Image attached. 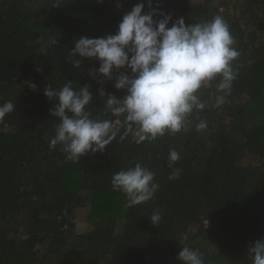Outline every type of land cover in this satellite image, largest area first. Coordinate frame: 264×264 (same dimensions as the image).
I'll list each match as a JSON object with an SVG mask.
<instances>
[{
	"label": "trees",
	"instance_id": "16d2710c",
	"mask_svg": "<svg viewBox=\"0 0 264 264\" xmlns=\"http://www.w3.org/2000/svg\"><path fill=\"white\" fill-rule=\"evenodd\" d=\"M139 2L0 0V104L15 105L0 120V264H182L184 246L199 250L205 264H250L248 246L264 238V0H153L173 21L222 16L240 53L226 103L213 106L218 79L210 82L188 130L140 144L118 136L78 162L67 161L61 145L49 147L59 120L49 112L57 101L44 95L48 85L88 84V110L111 118L89 75L99 62L71 50L81 36L114 34ZM104 87L124 94L113 82ZM201 120L207 126L197 131ZM171 149L180 156L173 167ZM136 163L155 173L159 188L128 207L111 178ZM173 168L179 179H169ZM80 210L90 223L83 233L75 223Z\"/></svg>",
	"mask_w": 264,
	"mask_h": 264
},
{
	"label": "clouds",
	"instance_id": "9594fccd",
	"mask_svg": "<svg viewBox=\"0 0 264 264\" xmlns=\"http://www.w3.org/2000/svg\"><path fill=\"white\" fill-rule=\"evenodd\" d=\"M235 43L222 16L186 24L183 17L173 21L170 13L159 10V4L153 7V0H141L122 16L114 34L81 36L71 50L73 56L99 62L98 68L89 69V75L99 85L98 96L103 100L105 114L111 118H94L88 110L93 101L88 84L74 87L72 81H67L58 90L48 85L44 95L49 101H57L49 112L59 120L49 147L61 145L66 160L78 162L84 155L104 152L118 136L120 141L131 136L140 144L166 133L188 130L191 114L205 108L200 98L202 88L218 79L213 105L217 108L231 94L238 76L233 62L240 56ZM80 65L81 59L73 64L76 68ZM106 81L113 82L123 96L117 98L107 92ZM14 107L11 101L0 104V120ZM206 126V121L201 120L195 127L202 131ZM179 159V153L171 149L169 167ZM179 177L180 169L173 168L169 179ZM111 187L112 191L123 193L126 205L132 207L151 200L159 184L152 170L136 163L114 173ZM160 220L157 210L150 221L158 225ZM177 258L182 264H205L203 254L188 246L181 248ZM247 258L250 264H264V238L248 246Z\"/></svg>",
	"mask_w": 264,
	"mask_h": 264
},
{
	"label": "rangeland",
	"instance_id": "374dc122",
	"mask_svg": "<svg viewBox=\"0 0 264 264\" xmlns=\"http://www.w3.org/2000/svg\"><path fill=\"white\" fill-rule=\"evenodd\" d=\"M75 223L79 233H83L90 228V223L85 218V212L83 210L76 213Z\"/></svg>",
	"mask_w": 264,
	"mask_h": 264
}]
</instances>
